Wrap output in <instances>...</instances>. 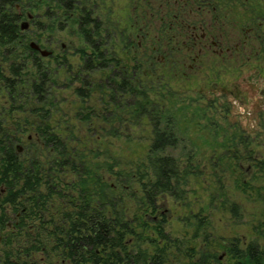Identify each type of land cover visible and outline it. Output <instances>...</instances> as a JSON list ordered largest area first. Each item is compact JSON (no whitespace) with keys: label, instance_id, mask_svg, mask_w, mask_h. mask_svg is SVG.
<instances>
[{"label":"trees","instance_id":"obj_1","mask_svg":"<svg viewBox=\"0 0 264 264\" xmlns=\"http://www.w3.org/2000/svg\"><path fill=\"white\" fill-rule=\"evenodd\" d=\"M98 1L0 0V206L7 205L16 228L8 232L1 260L222 264L221 248L230 264H264V221L243 246L236 237L229 243L214 238L198 214L189 216L195 219L190 237H173L165 217L154 219L159 201L183 198L201 169L192 159L182 167L166 154L179 137L169 116L176 92L154 59L160 50L150 49L152 66L148 48L138 44L119 57L107 43ZM22 20L37 29L39 41L75 33L85 45L76 70L63 56L45 61L23 33ZM71 89L73 109L63 97ZM245 148L218 159H231L227 167L236 176L244 173L245 160L254 180L257 173L264 178V160ZM214 166L217 178L226 171ZM251 182L238 187L263 188ZM237 208L232 203L234 214Z\"/></svg>","mask_w":264,"mask_h":264},{"label":"rangeland","instance_id":"obj_2","mask_svg":"<svg viewBox=\"0 0 264 264\" xmlns=\"http://www.w3.org/2000/svg\"><path fill=\"white\" fill-rule=\"evenodd\" d=\"M97 3L108 34L107 43L119 57L125 56L123 48L129 52L138 44L141 50H160L154 59L161 62L165 43L162 18L165 0H99ZM25 22L28 28L23 33L29 42L52 51L51 56H44L45 61L63 56L72 64L71 69L76 70L81 63L78 51L85 45L75 33L68 29L50 39L51 42H47L48 37L39 41L37 29L30 21H21ZM169 64L165 63L166 79L176 92L175 102L169 104V116H172L179 143L166 154L177 157L182 167L192 159L198 163L201 172L191 176V185L186 186L187 193L183 198L165 196L161 199L154 219L165 217V229L173 237H190L194 227L189 223L195 219L190 220L189 216L198 214L209 221L214 238L229 243L236 237L244 246L254 238L253 226L264 221V178L257 173L259 180H254L255 170H249L245 160H241L244 173L236 176L227 167L231 159L220 161L218 156L226 152L230 156L234 151L243 154L247 144L255 156L264 160V70L240 66L233 58L227 66L210 62L200 72L187 68L188 74L183 76L176 65ZM158 71L162 72L161 69ZM63 97L67 102L65 105L73 109L69 105L75 99L72 89ZM215 164L219 165V171L226 170L219 174L220 178L215 174L218 171ZM241 180H252V185L263 188L246 187L243 191L238 187ZM224 195L229 199L225 206ZM232 203L238 206L236 214L231 211ZM217 254L222 264H230L224 249H218Z\"/></svg>","mask_w":264,"mask_h":264},{"label":"flooded vegetation","instance_id":"obj_3","mask_svg":"<svg viewBox=\"0 0 264 264\" xmlns=\"http://www.w3.org/2000/svg\"><path fill=\"white\" fill-rule=\"evenodd\" d=\"M164 5L165 43L159 63L164 74L168 72L167 62L176 65L179 73L186 76L187 68L200 72L210 62L227 66L233 58L239 61L240 66H255L263 72L264 0H165ZM23 24L21 28L25 30ZM37 51L44 57L41 51ZM49 52L45 57L52 55V51ZM148 55L147 63L152 66L150 49ZM4 193L2 188L0 195ZM0 217L2 264L8 232L16 231V228L8 220L7 205L0 206Z\"/></svg>","mask_w":264,"mask_h":264},{"label":"water","instance_id":"obj_4","mask_svg":"<svg viewBox=\"0 0 264 264\" xmlns=\"http://www.w3.org/2000/svg\"><path fill=\"white\" fill-rule=\"evenodd\" d=\"M27 28H28V23L25 22V23L23 24V29H27ZM31 46H32L34 49H37V50L41 51L42 55H44V56H47V55L50 53L48 50H44V49H42V48H41L36 42H32V43H31Z\"/></svg>","mask_w":264,"mask_h":264}]
</instances>
